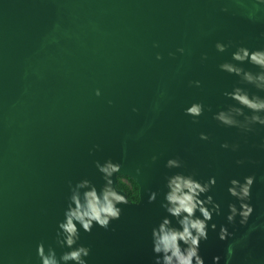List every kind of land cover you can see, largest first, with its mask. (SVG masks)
<instances>
[{"label": "water", "instance_id": "95a60500", "mask_svg": "<svg viewBox=\"0 0 264 264\" xmlns=\"http://www.w3.org/2000/svg\"><path fill=\"white\" fill-rule=\"evenodd\" d=\"M261 9L249 21L232 0H0V264H40L41 242L57 256L66 251L56 243V226L69 185L86 178L99 189L94 162L108 158L122 164L116 185L119 176L140 183L142 201L122 205L107 230L81 231L87 264H153L151 228L165 215L164 178L176 171L216 177L209 194L221 214L200 254L206 264L214 256L223 264L231 239L264 223V127L243 132L212 119L217 104L231 103L223 93L238 85L217 66L237 46L264 48ZM217 41L229 48L218 53ZM197 80L199 87L190 84ZM193 102L205 106L195 123L184 114ZM225 142L228 149L220 147ZM173 157L182 168L164 167ZM246 175L257 177L254 211L248 224H228L227 205L235 203L228 181ZM151 191L159 194L150 204ZM222 224L231 239H218ZM231 264H264V230L234 248Z\"/></svg>", "mask_w": 264, "mask_h": 264}, {"label": "clouds", "instance_id": "9594fccd", "mask_svg": "<svg viewBox=\"0 0 264 264\" xmlns=\"http://www.w3.org/2000/svg\"><path fill=\"white\" fill-rule=\"evenodd\" d=\"M232 3L244 10L242 14L249 21H255L256 14L262 10L261 6H264V0H232ZM222 11H227V8ZM214 47L218 53H224L229 48V44L217 41ZM177 51L183 54L185 50L179 48ZM156 59H161L159 54L156 55ZM201 59L206 60L207 56L203 55ZM245 64L251 65L255 71L245 68L243 66ZM217 67L220 72L238 78V85L223 93L231 103L227 106L217 104L212 119L224 127L237 128L243 132L252 131L253 125L264 127V95L257 94L264 93V48L250 49L246 46H237L231 52L230 59ZM190 84L199 87L200 81H191ZM246 86H251L256 92L250 93ZM94 94L99 96L100 90L96 89ZM164 95L163 90L157 92L156 100H162ZM158 108L159 105L154 103L153 110ZM204 111L205 106L201 102H193L184 108V114L190 116L193 123L197 122ZM198 138L201 141L209 139L204 132L199 133ZM220 147L228 149L230 145L225 142ZM236 148L237 145H231L233 151ZM156 159V156L152 157L153 161ZM236 163L242 164L243 161L237 160ZM94 165L103 180L102 186L98 189L86 178L77 181L74 186L69 185L70 194L62 213L63 218L56 226V243L66 251L57 256L52 247L46 248L43 242L38 243L35 251L40 264H87L86 258L90 254V249L77 243L81 231L90 233L94 226L107 230L110 222L120 219L122 205L141 203L140 183L139 188L131 192L117 187L115 177L122 171L120 162L108 158L103 162L97 160ZM182 166V161L178 157L169 158L164 164V167L170 170L180 169ZM139 174L140 170L136 169V175ZM259 179L264 180V177ZM256 180V176L246 175L228 181L226 191L235 201L227 205L225 219L228 224H233L237 218L240 225L248 224L249 217L254 211L250 198ZM215 185V176L200 180L196 178L195 173L181 171L165 176V191L160 202L165 215L151 228L153 264H206L205 258L200 254V242L208 239L209 230L216 231V223L210 222L214 215L221 214L220 204L209 194ZM158 194L157 191L149 192L148 203L155 202ZM260 218L257 216V219ZM256 228L264 230V223L252 224L239 239H231L232 233L225 225H220L217 232L218 239L221 241L231 239L223 257V264H231L234 248L241 246L248 234ZM220 262V256L212 257L211 264H220Z\"/></svg>", "mask_w": 264, "mask_h": 264}, {"label": "rangeland", "instance_id": "374dc122", "mask_svg": "<svg viewBox=\"0 0 264 264\" xmlns=\"http://www.w3.org/2000/svg\"><path fill=\"white\" fill-rule=\"evenodd\" d=\"M121 184L123 185V186H125V191H127V192H131V191H133L134 189H138V186H137V184L135 183H133L132 181H130L128 178H122L121 179Z\"/></svg>", "mask_w": 264, "mask_h": 264}, {"label": "trees", "instance_id": "16d2710c", "mask_svg": "<svg viewBox=\"0 0 264 264\" xmlns=\"http://www.w3.org/2000/svg\"><path fill=\"white\" fill-rule=\"evenodd\" d=\"M122 178H127V177L119 176V177H118V185H117V187H118L119 189L125 191V190H124V189H125V186H123V185L121 184V182H120ZM128 179H129V178H128ZM129 180L132 181V182L135 184V182H134L133 180H131V179H129Z\"/></svg>", "mask_w": 264, "mask_h": 264}]
</instances>
